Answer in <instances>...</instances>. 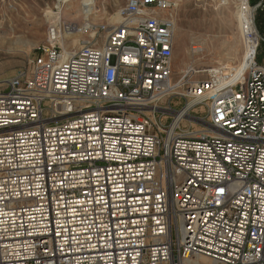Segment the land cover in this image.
<instances>
[{"label":"built area","instance_id":"obj_1","mask_svg":"<svg viewBox=\"0 0 264 264\" xmlns=\"http://www.w3.org/2000/svg\"><path fill=\"white\" fill-rule=\"evenodd\" d=\"M172 7L128 0L101 47L69 56L52 25L0 83V264H264L259 37L243 79L189 68L174 84ZM186 86L204 131L167 124Z\"/></svg>","mask_w":264,"mask_h":264},{"label":"rangeland","instance_id":"obj_2","mask_svg":"<svg viewBox=\"0 0 264 264\" xmlns=\"http://www.w3.org/2000/svg\"><path fill=\"white\" fill-rule=\"evenodd\" d=\"M262 1L255 6L250 4V0L248 3L253 9L254 24L259 35L257 58L264 65V35L257 24L258 6ZM82 2L68 5L76 11ZM95 2L96 11L89 21L83 19L80 13L79 16L74 14L77 18L67 14L65 10L68 5L59 6L55 0H0V34H6L11 29L16 33L12 35L13 43L0 47V83L13 78L19 70L29 71L31 62L43 56L44 48L50 46L52 25L60 29L62 41L57 46L63 52L79 51L85 43L101 47L108 33L122 22L120 11L126 7L128 0ZM171 2L173 7L170 13L176 23L173 83L179 82L189 68L197 72L194 82L206 80L209 72L218 68H229L237 73L236 67H241L244 57L245 37L243 30H240L238 0ZM65 23L73 24L74 29L66 31ZM101 26L107 29L104 31ZM74 32L80 35L78 41L68 40L67 37ZM191 102L193 99L188 97L187 86L176 90L170 102L175 114L168 118L167 124L174 121L178 113L186 111L181 128L194 132L206 130L209 122L207 106L199 105L187 111Z\"/></svg>","mask_w":264,"mask_h":264},{"label":"bare ground","instance_id":"obj_3","mask_svg":"<svg viewBox=\"0 0 264 264\" xmlns=\"http://www.w3.org/2000/svg\"><path fill=\"white\" fill-rule=\"evenodd\" d=\"M96 0H83L82 6L78 8L76 11L74 10V7L66 6V13L70 15H74L77 13H80L79 15L84 17L83 19H89L95 14L96 11ZM237 1V0H236ZM240 3V6L238 7V18L240 21V30H243V33L245 34L244 37V57L242 59L241 67L237 66L236 69L238 70L237 73H235V78H244L245 72L248 67L249 62L254 57L255 48L258 41V32L254 24V12L253 9L249 6L248 0H238ZM75 3V2H72ZM75 16L76 18L79 16ZM58 16V15H57ZM88 22V21H87ZM92 22V21H91ZM116 23V22H115ZM86 25V24H85ZM90 28V27H89ZM81 32V31H79ZM14 30H9L6 32V34L1 33L0 34V47H6L7 44H11L14 42V38H12V35H15ZM71 37H67L70 41H78V38L80 35H76V32L71 33ZM65 37V36H64ZM17 41H21V39H16ZM184 43V41H183ZM181 48V47H180ZM201 52V51H200ZM65 54L67 56L70 55V53L65 51ZM187 116L186 111H182L176 115V120L180 121L184 119ZM203 262H208V260L202 259Z\"/></svg>","mask_w":264,"mask_h":264},{"label":"trees","instance_id":"obj_4","mask_svg":"<svg viewBox=\"0 0 264 264\" xmlns=\"http://www.w3.org/2000/svg\"><path fill=\"white\" fill-rule=\"evenodd\" d=\"M260 1H262V0H250V4L255 6ZM258 11H259V13H258V17H257V24L259 25L261 33L264 35V4Z\"/></svg>","mask_w":264,"mask_h":264}]
</instances>
